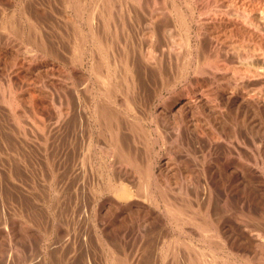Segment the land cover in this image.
Instances as JSON below:
<instances>
[{"label":"rangeland","instance_id":"rangeland-1","mask_svg":"<svg viewBox=\"0 0 264 264\" xmlns=\"http://www.w3.org/2000/svg\"><path fill=\"white\" fill-rule=\"evenodd\" d=\"M67 2L0 0V24L15 26L0 27V47L45 54L27 63L0 51V264H191L185 247L172 253L175 240L207 252L218 240V264H264V32L223 34L210 20L212 31L191 33L184 46L175 31L118 30L119 43L104 52L115 90L103 100L117 113L127 161L94 119L99 74L87 54L73 55L87 17L78 21ZM26 14L46 52L28 42ZM7 84L21 94L17 107L4 100ZM143 167L146 196L137 187ZM164 198L193 206L214 239L195 222H176Z\"/></svg>","mask_w":264,"mask_h":264},{"label":"bare ground","instance_id":"bare-ground-1","mask_svg":"<svg viewBox=\"0 0 264 264\" xmlns=\"http://www.w3.org/2000/svg\"><path fill=\"white\" fill-rule=\"evenodd\" d=\"M113 1L120 4V6H118V7H120V8H118L119 11L117 12L120 24H117V25H114V23L111 24V25H114L113 26L114 28L112 30L109 26V23H108L111 19L108 21V17L112 16L111 14L113 13V12L110 13L111 4ZM67 3H70V8H71V10H73V14H75L76 17L78 16V21L82 20L81 19L82 15H86L85 17H87L86 22L88 24L89 31L86 33V35L81 34L82 32L80 30H78L79 32L77 31L78 35L75 37V39L77 38L76 39L77 43L75 45L76 47H75V52L73 55L79 58V57L84 56V54H87V58L90 60V62L92 64L91 65L92 71L99 74V78L97 77L99 79V82H97L98 79L97 80L95 79L96 83H98V85H97V91L95 90V96H97V98H96L95 102L93 101L94 102L93 103V109H94L93 116L95 117L94 119L100 125V127L101 126H103L102 128L107 127L106 131H107L108 136H109V137L108 136L107 137L110 138L109 139L110 142H108V144L110 143L109 148H112L111 146H113V148L116 150V153H118L120 156H124V158L122 157V159H125L127 161H130L131 159H133V157H131V155H132L131 153H130V155H129V153H127L128 151L125 152V149L122 148L120 146V144L118 143L119 137H118V133H117V128H118L117 127V122H118L117 121V119H118L117 113L112 112L109 105L106 104L103 100L104 96L107 97V99H109L111 92H114V90H115V89H113V90H111V92L108 91L109 88L112 85H114V81L112 80V78L114 76H113V73L110 71V70H112V69H110L111 67H109V65L107 64V63H109L107 61L109 59L105 58V56L107 58L108 57L111 58V56H109L110 55L109 53H108L109 55H106V54L104 55V52L106 53L107 50H109V48L113 49L114 45L119 43V42H117L118 41L117 40L118 30L123 31L127 27L133 33H134V31L138 30L139 32L142 31L143 33H150V34H156V35L171 33L172 31H175V33H178V34L183 36L182 37L183 38L182 45H184V46L186 43L189 46V43H190L189 39L191 38V33L195 34V33H200L202 31L206 32V30L210 27V24H208L210 20H212L213 22L216 20V23H217L214 26V28H212L213 26L211 27L213 29V31L219 30V32H220L221 30L222 31L224 30L225 33H226V31H233V32H230V35L233 33L235 35V32H237V31H239V33H237L236 35H238V34L243 35L244 33H241L242 31L245 33L246 32H249V33L250 32L251 33H254V32L255 33H257V32L263 33L264 32V0H90V1L89 0L88 1H85V0L84 1L83 0H68ZM117 3H116V5H117ZM113 7H114V5H113ZM85 10H86L87 14H85ZM112 10H113V8H112ZM116 10H114V15L116 14V12H115ZM21 12H23V11L21 10ZM10 15H11V13H10ZM29 16H30L29 14L28 15L26 14V17H25V19L28 22V25H27L28 26L27 27L28 28V30H27L28 31V36H27L28 42L36 45V47L40 48V50H42V49L44 50V49H46L45 45H47V43L45 42L46 40L44 41V38L42 37V35H39V33H38L39 29L35 25L36 21L34 22ZM113 16H112V19H113ZM131 17H132V19H136L138 22L133 23V24L129 23V20ZM4 20H6V18ZM175 20H176V22H175ZM193 21L198 23L197 27L192 25ZM9 22H7V23H9ZM5 23L6 22H4L3 26L1 23L0 27L2 29H7V33H9V34L11 32L15 33L14 32L15 26H14V28H11V27L9 28L10 23L7 25ZM134 24L138 25V27H140V30H139V28L138 29L135 28L136 30H133L134 27H131V25H134ZM12 25H13V23H12ZM18 25H19L18 28H20L18 31V33H19L18 38H21L20 36L23 34L22 29L24 27V24H23V22L18 21ZM211 25H212V23H211ZM76 28H77V26H76ZM9 29H11L10 30L11 32H9ZM212 29H210V30L212 31ZM24 30H25V28H24ZM73 30H75L74 27H73ZM138 31H136V32H138ZM207 31H209V30H207ZM220 33H223V32H220ZM259 35H261V34H259ZM108 37H110V38L108 39ZM7 39L9 40V38H7ZM20 43H18V44H20ZM87 43H90V44H88L89 46L87 45ZM18 44L16 41V45H18ZM21 45L22 44H20V46ZM239 45L241 46V44H239ZM20 46L14 47L13 45L7 46V44H6L3 48L0 47V51L3 53L5 52V53L11 54L13 60L20 59L21 61H24L27 63H31L35 60H37L39 62L45 61V57H44L45 54L42 57L38 58V56L35 52L28 51L29 49L26 50L25 47H23L24 48L23 49ZM233 48H234V45H233L232 49ZM72 49H74V48H72ZM46 50H44V52H46ZM148 51H150V48L148 49ZM117 52L119 53L120 51L117 50ZM117 52H116V54H117ZM42 53H43V51H42ZM40 54H41V52H40ZM117 56L119 57L118 58L119 60L123 61V63H126L128 61V59H127L128 57H127L125 51H122V53L121 54L119 53V55H117ZM114 57H116V56L113 55L112 59ZM85 58H86V56H85ZM111 63L112 62H110L109 64H111ZM112 64H115V63H112ZM123 66H127V65L123 64ZM116 67L118 68L117 65L115 66V68ZM125 69H127V68H125ZM123 70H124V68L123 69L121 68V71H119V72H122ZM115 72H116V70H115ZM93 75H94V73H93ZM128 77H127V73H124V74L119 73L118 75H116L115 79L116 80L122 79V80L128 81L129 80ZM131 78H133L132 74H131ZM125 88H126L125 89L126 91L124 93H126V92L127 93L125 94L126 99L124 98L125 99L124 101H127V98H130V97H128L129 88H128V86H126ZM7 91H8V96L4 100L12 108L17 107L18 102L21 101V94H20L18 88L11 86L10 84H7ZM29 101L32 103L31 100H29ZM101 130L102 129H100V133L103 132ZM114 149H112V150H114ZM144 169L142 170L144 172V173L142 172L144 175V181L139 183L137 185V187L139 189L142 187L141 189L146 196V195L150 194L151 182L149 181L150 178L147 176V175H149L150 170L146 169V168H144ZM150 175H151V173H150ZM137 180H138V178L136 179V181ZM153 186H156V185H153ZM138 191H140V190H138ZM142 191H140V193H142ZM119 196L124 197L125 194L120 192ZM164 199H165L164 204L166 205L167 213H169V215L171 217L175 218L176 222H180L179 224H181V223H186V222L192 221V222L196 223L195 227L199 226L198 231H200V230H201V232H203L204 230L209 231V229L207 227H204L202 225L203 224L202 220L197 221V217H195V211L196 210L193 209V206L189 205V207H191L189 209V208H187L188 205L187 206L178 205V204L176 205V204L172 203L169 200V198H164ZM198 218H200V217H198ZM215 223H214V226H216ZM219 228H220V226H219ZM218 230H220V229H218ZM209 233H210L211 238H213L214 235L217 234V233H213L211 231H209L208 234ZM205 235H207V234L205 233ZM201 236L202 235L200 234V237ZM211 238L208 240H211ZM257 238H259V237H257ZM262 240H263V238H262ZM217 241L213 240L210 242V244H208L209 242L207 243L209 245L208 246L209 252H207L205 249L204 250H202V249L200 250L199 248L197 249L198 246L194 247L195 244H193V246H192L195 248L194 249L195 252H193V251H191L192 247H191L190 243H186L183 241L184 242V244H183V242L181 243L180 241L178 242L176 240L174 242L171 241V244L172 243L173 244L170 248L172 249L171 251L173 253L174 250L175 251L177 250V249H175V247H179V246L185 247L187 250V255H188V259H189V261L187 260V263L189 262L191 264H218V262H217L218 259L215 260V258L213 257L214 256L213 253H211L213 249L216 250V252H217V250H218L217 248L221 244V242H220V244L218 245ZM206 242H207V240H206ZM206 242H205V244H206ZM181 244H183V245H181ZM210 245L212 246V248L210 247ZM169 246H170V244H169ZM165 252H166V249H165L164 253ZM175 253H177V251ZM217 257H219V256H217ZM116 258H117V256H116ZM114 262H115V260H114ZM225 262L226 261H224V263H221V261H220L219 264H225ZM116 263H117V260H116ZM121 263H122V259H121ZM233 264H235V263H233Z\"/></svg>","mask_w":264,"mask_h":264}]
</instances>
